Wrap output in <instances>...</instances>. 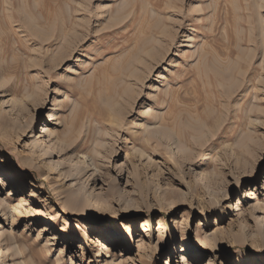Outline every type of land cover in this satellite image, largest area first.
<instances>
[{
  "label": "rangeland",
  "instance_id": "374dc122",
  "mask_svg": "<svg viewBox=\"0 0 264 264\" xmlns=\"http://www.w3.org/2000/svg\"><path fill=\"white\" fill-rule=\"evenodd\" d=\"M0 233L10 264H264V0H0Z\"/></svg>",
  "mask_w": 264,
  "mask_h": 264
},
{
  "label": "bare ground",
  "instance_id": "6f19581e",
  "mask_svg": "<svg viewBox=\"0 0 264 264\" xmlns=\"http://www.w3.org/2000/svg\"><path fill=\"white\" fill-rule=\"evenodd\" d=\"M52 120H54V119L51 118V121ZM48 133L50 136L51 135V128L49 127L48 123L46 122L44 127H43V134H45V135L44 136L40 135L39 139L40 138H46L48 136L46 134H48ZM35 144L37 146L42 147L41 139L37 140L35 142ZM221 208H222L221 203L218 202V200L213 199L211 197L202 198L199 205H198V208H197L198 212L197 213L199 214V216L206 218V219L211 218V216L213 218H215V215L221 210ZM142 227H143L142 233H147V234H145L146 238L148 237V239L151 240V236H149V234H148V232H151L148 228L149 226L146 223H144L142 225ZM120 233H121V230H114L110 233L112 235H115L114 242H111L110 244H116V242H119L121 240L122 236L120 235ZM1 240H2V234L0 233V252L4 257V261H6L8 264H10L11 254H9L5 249H2V246H1L2 241ZM184 260H185V258H184Z\"/></svg>",
  "mask_w": 264,
  "mask_h": 264
}]
</instances>
